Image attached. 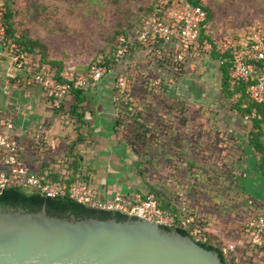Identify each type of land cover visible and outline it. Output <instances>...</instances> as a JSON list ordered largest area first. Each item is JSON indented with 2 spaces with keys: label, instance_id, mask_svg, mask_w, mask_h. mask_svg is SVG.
<instances>
[{
  "label": "rangeland",
  "instance_id": "obj_1",
  "mask_svg": "<svg viewBox=\"0 0 264 264\" xmlns=\"http://www.w3.org/2000/svg\"><path fill=\"white\" fill-rule=\"evenodd\" d=\"M164 1L0 0V6L6 10L9 5L11 9L13 36H23L39 43L33 52L26 50L22 55L26 66L24 74L43 72L55 77L60 71L70 76L85 74L97 63L106 64L109 69L104 77L83 89L87 92L108 90L115 119L122 109L118 103L122 100L120 103L130 104L126 109L130 111L129 116L116 129L119 136L123 138L128 134L127 137L136 143V151L132 150L135 154L126 160L130 172L138 171L140 174L143 169L152 183L167 186L168 193V190H174L188 207L192 203L197 208L199 228L212 235H221V243L231 255L234 244L240 240L239 249L243 252L234 254L235 263L264 264V249L251 247L243 231L247 219L259 210L246 208L244 201L247 195L228 191L230 176L239 171L233 165L236 159L229 150L227 158H221V147L214 144L221 135L211 130L207 123L215 127L214 115H220L214 113L220 110L214 97L215 92L221 89L222 74L219 60L214 59L216 51L222 43H238L249 25L264 20V0H202L207 12L203 30L210 38L203 42L211 43L212 49H205L204 45L198 47L195 61L187 60L181 66L175 64L177 69L169 61L168 54L173 51L168 45H162L155 51L151 44L139 45L136 39V31L144 17L153 13L157 3L163 5ZM121 34H127L130 41H136L123 56L117 53ZM187 63L190 68H187ZM120 76L124 78L123 88L118 85ZM154 76H161L166 82L161 87H153L151 79ZM16 84L15 90L28 89L22 88L25 86L22 81ZM122 91L129 95H122ZM47 101L52 107L49 98ZM202 106L209 113L207 110L206 114L202 113ZM137 111L142 112L139 119L135 116ZM131 114L136 119L132 120ZM136 121L146 122L154 131L153 139H147L146 144L137 140L135 131L131 129ZM58 122L69 124L70 121L61 118ZM36 128L37 125L35 131ZM150 134L145 138L152 137ZM41 135L39 138L33 136L34 139L28 136L29 141H23V147L28 144L29 149L30 145L35 149V156L42 155L47 149L42 143L48 142L43 139L44 132ZM169 137H174V140L170 141ZM88 151L86 147L84 153ZM187 159L196 163L189 170ZM247 160L249 170L253 161ZM119 164L122 165L120 161ZM220 171L224 172L222 176ZM192 172L197 173V180ZM223 196L227 197L224 201L221 200Z\"/></svg>",
  "mask_w": 264,
  "mask_h": 264
},
{
  "label": "crops",
  "instance_id": "obj_2",
  "mask_svg": "<svg viewBox=\"0 0 264 264\" xmlns=\"http://www.w3.org/2000/svg\"><path fill=\"white\" fill-rule=\"evenodd\" d=\"M162 45L176 50L172 41H162L159 47ZM217 57L214 59L219 60ZM6 65L0 61V111L3 116L13 122L16 133H19L17 138L25 141H29L28 136H34L36 125L44 126L43 139L48 142L42 143H45L46 151L38 156H35V150L29 153V159L33 162L30 166L35 172L85 181L100 199H110L132 191L154 195L138 171L130 172L126 160L135 153L128 148L130 145L125 137L119 136L116 130L118 127L108 100L111 97L108 90H83L78 95L76 91H71L63 97L61 108L53 109L48 106L40 87L32 85L22 87L28 88L26 90H15L17 79L22 74L18 72L16 78H7ZM186 65L188 68L189 64ZM157 78L162 80V84L166 82L161 76ZM222 84L221 74V89L215 92L214 97L220 105V110L214 112L220 114L219 117L214 115L215 127L206 122L211 130L221 135L214 141L221 147V158H227L229 150L236 159L239 171L233 172L234 182L228 191L247 195L249 207L261 210L264 208V105L254 103L245 89L230 86L229 90H225ZM206 110L209 113L205 107L202 113L206 114ZM61 118H65L66 122L69 120V124H60L58 121ZM151 136L150 139H153L154 134ZM169 140H174V137H169ZM86 147L89 151L85 154ZM247 158L253 161L249 170ZM245 169L248 172L244 173ZM222 180L220 177L221 183ZM167 194L171 199L178 196L176 193ZM225 199L227 197L223 196L221 200ZM216 236L220 238L221 235ZM239 241L234 244V254L243 252L239 249Z\"/></svg>",
  "mask_w": 264,
  "mask_h": 264
},
{
  "label": "built area",
  "instance_id": "obj_3",
  "mask_svg": "<svg viewBox=\"0 0 264 264\" xmlns=\"http://www.w3.org/2000/svg\"><path fill=\"white\" fill-rule=\"evenodd\" d=\"M158 14L154 12L144 17L138 30V41L141 44H151L156 51L160 42L172 41L176 50L169 53V61L174 65L190 62L199 54L197 48L200 30L207 18V12L202 3L195 4L190 0H166L163 5L158 4ZM165 11L167 13L165 14ZM4 9L0 6V61L7 63L5 75L7 78H16V72H20L25 86L36 85L43 90L49 98L52 107L61 105L64 95L69 92L71 84L60 82L54 76H47L43 72L24 74L26 68L19 47L7 37V29L4 21ZM205 27V26H203ZM205 49H212V44L204 42ZM130 42L121 35L118 39L117 53L119 56L127 54ZM221 55L230 53V65L228 75L231 83H244L250 99L257 104H264V20L256 21L247 27L243 38L234 43H222L219 47ZM161 56V55H159ZM161 58V57H160ZM220 64L222 60L219 59ZM104 65H93L87 73L76 76L62 73V76L73 82L75 87L94 85L108 72ZM120 78V79H119ZM118 85L124 87V78H117ZM157 78V83L160 81ZM2 78L0 74V86ZM118 86V87H119ZM119 87V88H120ZM120 90V89H119ZM43 126L39 125L34 136L39 138L43 132ZM14 124L3 116L0 111V190L9 186L23 185L30 189L38 190L48 197L69 196L70 198L93 208L116 211L130 217H138L158 223L161 226H178L188 231V234L197 242H207L208 235L199 225L194 224V215L182 216L176 221L175 214L162 209L156 197L151 193L132 191L125 194H117L110 199L98 198L90 185L77 182L69 187L60 183L43 182L38 173L30 165L25 163L26 156L19 157L20 151H24V139H18ZM249 238L248 244L253 247L264 245V209L257 215L250 217L243 229ZM237 264V263H234Z\"/></svg>",
  "mask_w": 264,
  "mask_h": 264
},
{
  "label": "water",
  "instance_id": "obj_4",
  "mask_svg": "<svg viewBox=\"0 0 264 264\" xmlns=\"http://www.w3.org/2000/svg\"><path fill=\"white\" fill-rule=\"evenodd\" d=\"M0 264H228L189 234L127 216L0 207Z\"/></svg>",
  "mask_w": 264,
  "mask_h": 264
},
{
  "label": "trees",
  "instance_id": "obj_5",
  "mask_svg": "<svg viewBox=\"0 0 264 264\" xmlns=\"http://www.w3.org/2000/svg\"><path fill=\"white\" fill-rule=\"evenodd\" d=\"M190 1L195 3V4L201 3V0H190ZM158 9H159V7L155 5L153 13L157 12L158 14H160L158 12ZM4 11H5L4 21H5V25H6V29H7L8 39L18 45L20 54L24 55L26 50L28 52H33L35 46L39 45V43L37 41L29 40L23 36H20V37L13 36V24L11 22L12 12H11L9 5H8V9H6ZM203 26L206 27V23H204ZM203 26L200 30V34H199V38H198L199 48H202V46L204 44V42H203L204 39L210 40V38L204 34L203 29L205 27H203ZM136 34H137L136 39L138 40V29L136 31ZM121 35L127 36V34H121ZM126 38L130 42V47H132L131 44H134L136 41L135 40L130 41L128 36ZM213 48H215V45H213ZM216 55L218 56V59L220 58L222 60V63L220 64V69L222 71V83H223L222 87L225 90H229L230 86L234 87V88L240 87V88L245 89L246 93L248 94L247 89H246V84H244V83H231L229 80L228 67L230 65V53L227 52V53L221 55L219 53V51H216ZM182 64L183 63H180L179 66H181ZM97 65H104L107 68H109L106 64L97 63ZM78 74H80V73L73 74V75L76 76ZM55 78L60 82H69L71 84V88H70L69 92L76 91V93L78 95L81 91L84 90L82 87L73 86V82L66 80L62 76V72H60V71L57 72ZM156 81H157V77L154 76V78L151 79V82L153 83V87H155V85L161 87L162 86V80H160L158 82V84H156L157 83ZM116 88L118 90L120 89L118 86ZM122 92H123L122 95H126V96L129 95L128 93H126L124 91H122ZM120 102L118 103V105L122 109L120 110L119 116L116 119V122H115L116 127H119L121 125V123L124 122L125 117L129 116V112H130V111L126 110L130 107V104H124V103H120ZM262 105H264V104H262ZM60 108H61V105H60V107H58V108L54 107L53 109H60ZM135 116H138V119H139L142 116L141 111H137L135 113ZM135 116L133 114H131L130 118L132 120H134V119H136ZM140 128H143V130H141ZM131 129H133L135 131L136 139L140 140V142L142 144L145 143V141H147V139L150 140V137L145 138L146 134H148L149 132L151 133V135L154 134V131L152 130V128L148 127L145 123H141V122H137V121L132 125ZM127 136H128V134L124 135L125 139L127 140L128 144L130 145V148L133 151H136V149H135L136 143L133 142L132 139H129V137H127ZM33 150H35V149L33 147L31 148V145H30V149L26 146L24 151H20L19 157L21 158L23 156H26L25 163L27 165H31V163H33L29 159V153H30V151L34 152ZM152 160H153V157H152ZM195 164L196 163L193 159H187L186 160V165H187L188 170H189V167L191 165H195ZM233 165L236 166V162ZM199 167L202 168V165H199ZM37 173L43 182H48L51 184L60 183L61 185H64L65 187H69L70 185L77 183V182H82L79 179L77 180L74 178L73 179L61 178V177L57 176V174H50L49 175V173L44 174V173H40L39 171ZM220 173L222 175L224 174L223 171H220ZM140 174H141L143 180L146 182V184L150 187L151 192H154V195L157 198L159 206L162 209H166V210H169L172 213H174L176 221H179L182 216L186 217L188 215H194L195 216L194 224H196V225L199 224L200 220L198 217L196 218L197 208L192 203H191V206L188 207V205H186V203L181 202V199L179 196H176L175 199H171L170 196L167 194L168 193L167 192V186L163 185L164 186L163 187V186H160L158 183H152L151 180L149 178H147V173L143 169H141ZM188 174L190 175L189 171H188ZM196 175H197L196 172H192V176L194 177V179L197 180ZM233 176L234 175L232 174L229 178L231 181V184H232V182H234ZM84 183H85V181H84ZM168 191H170V195L174 194V190L170 189ZM244 202L246 204V208L248 209V207L250 205L247 204V199ZM43 206L46 208V210L49 214L63 216V217H70L71 215H74L76 217L94 216V217H98V218H102V219L109 218V217H116L117 219H125L127 217V215H124V214L116 212V211H107V210H102V209L90 207L88 205L82 204V203L70 198L69 196L48 197L44 193H42L38 190L30 189V188L25 187L23 185L11 184V185L6 186L5 188L0 190V207L1 208L7 209L9 207H13L16 209L20 208L24 211H36V210H39L40 208H42ZM263 209L259 210V212H257V214L251 215L250 217L257 216ZM163 227L167 230L175 229L178 232H180L181 234H188L187 230H185L181 227H178V226H173V227L163 226ZM206 234L208 235L209 240L207 242H198V243L207 249L216 250L222 261H225L228 264H234L235 259H236L234 256V253H232V255L229 253V249L226 248L225 245H223L221 243V241H222L221 238L217 237L214 234L213 235L210 233H206ZM251 247H253V246H251ZM253 248L257 249V250L264 249V245L261 247H253Z\"/></svg>",
  "mask_w": 264,
  "mask_h": 264
}]
</instances>
